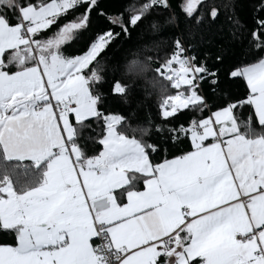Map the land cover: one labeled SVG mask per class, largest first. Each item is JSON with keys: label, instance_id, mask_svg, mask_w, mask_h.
I'll use <instances>...</instances> for the list:
<instances>
[{"label": "snow or ice", "instance_id": "obj_1", "mask_svg": "<svg viewBox=\"0 0 264 264\" xmlns=\"http://www.w3.org/2000/svg\"><path fill=\"white\" fill-rule=\"evenodd\" d=\"M213 28L243 98L228 49L188 42ZM137 87L134 124L107 105ZM0 264H264V0H0Z\"/></svg>", "mask_w": 264, "mask_h": 264}, {"label": "trees", "instance_id": "obj_2", "mask_svg": "<svg viewBox=\"0 0 264 264\" xmlns=\"http://www.w3.org/2000/svg\"><path fill=\"white\" fill-rule=\"evenodd\" d=\"M103 4L110 11H115L120 8L126 0H102ZM250 3V0H238V4L247 5ZM240 12L242 16H247L248 9L246 7H241ZM223 19V17L221 18ZM250 23V20H249ZM106 30V23L103 18L96 17L93 15L92 27L91 31L93 33ZM172 30H168L164 35H170ZM178 31H184L185 34L187 30L183 24H181ZM158 39L157 36L151 34L150 30L145 29L143 31V36L139 35V32L133 33V36L130 40L127 41H117V43L113 44L107 51L103 54L106 62L110 64H114L116 62H122L125 57L129 56L130 50L134 49L137 45L143 44L152 40ZM187 39V34H186ZM228 36L227 33H224L223 38H221L220 34L215 31V28L208 30L205 29L203 31H196L194 37L189 40V43H194L198 46V50L210 51L212 53H216L219 46H224L228 49L227 54L225 56V61L223 65H220V73H219V84L218 91L228 97H240L243 98L246 95V86L242 81L239 80H231L228 78L227 73L232 64L237 63L239 61H246L249 58L245 54V46L241 44L229 45L227 44ZM80 44H75L74 47H79ZM204 92L208 94V85H204ZM210 99H215L214 96H209ZM130 103L128 105L121 104L118 100L113 99L109 102L108 107L112 111H118L125 116H129V114L135 111V116L130 117L132 122L135 124L137 121H144L149 116L151 118H156V110L154 107V101L152 98H146L144 96L143 90L140 87H137L133 90L131 95L129 96ZM138 102H140L139 106ZM190 113L187 110H184L183 113L178 114L177 121L184 122L190 118ZM169 151H173V149L169 148ZM163 158V153H161L158 159ZM170 158V157H169Z\"/></svg>", "mask_w": 264, "mask_h": 264}]
</instances>
